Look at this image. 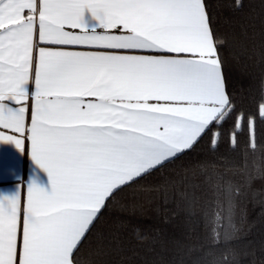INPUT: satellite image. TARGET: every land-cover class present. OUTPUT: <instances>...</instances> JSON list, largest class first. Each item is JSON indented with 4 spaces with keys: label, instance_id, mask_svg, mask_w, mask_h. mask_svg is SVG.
Here are the masks:
<instances>
[{
    "label": "snow or ice",
    "instance_id": "obj_1",
    "mask_svg": "<svg viewBox=\"0 0 264 264\" xmlns=\"http://www.w3.org/2000/svg\"><path fill=\"white\" fill-rule=\"evenodd\" d=\"M222 46L209 0H0V145L30 141L36 166L23 202L19 182L0 187V264H94L81 249L119 194L236 110ZM202 175L208 264H238L240 188ZM18 176L5 150L0 178ZM96 238L98 252L120 246Z\"/></svg>",
    "mask_w": 264,
    "mask_h": 264
},
{
    "label": "trees",
    "instance_id": "obj_2",
    "mask_svg": "<svg viewBox=\"0 0 264 264\" xmlns=\"http://www.w3.org/2000/svg\"><path fill=\"white\" fill-rule=\"evenodd\" d=\"M227 91L235 111L174 163L120 193L105 211L82 257L94 264H208L203 219L210 193L202 171L219 173L240 188L235 198L238 264H264V0H209ZM214 124L216 122H213ZM246 165V167H245ZM188 180L181 182L182 177ZM196 185L195 201L181 192ZM96 233H118L119 248L98 252ZM137 233L145 239L139 241Z\"/></svg>",
    "mask_w": 264,
    "mask_h": 264
},
{
    "label": "crops",
    "instance_id": "obj_3",
    "mask_svg": "<svg viewBox=\"0 0 264 264\" xmlns=\"http://www.w3.org/2000/svg\"><path fill=\"white\" fill-rule=\"evenodd\" d=\"M19 138L23 139V137ZM5 150L7 158L18 167L19 176L10 177L7 181L0 178V187L11 188L19 182L21 187L20 195L23 202L26 199L24 185L27 183L31 171L35 170L36 167L31 160L30 141L24 140L23 151L17 149L14 145H0V154L5 153Z\"/></svg>",
    "mask_w": 264,
    "mask_h": 264
}]
</instances>
